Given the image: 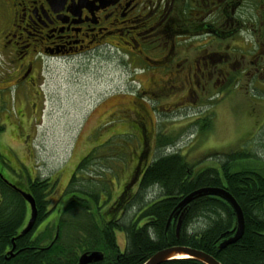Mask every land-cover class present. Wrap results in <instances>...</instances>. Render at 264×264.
Segmentation results:
<instances>
[{"label": "rangeland", "instance_id": "1", "mask_svg": "<svg viewBox=\"0 0 264 264\" xmlns=\"http://www.w3.org/2000/svg\"><path fill=\"white\" fill-rule=\"evenodd\" d=\"M263 40L262 33L245 31L226 36L223 43L211 37L196 39V44L208 42L206 49L217 53L209 81L185 87L175 81L180 87L173 84L163 90L167 75L157 67L143 71L142 63L126 50L50 60L44 67L42 103L35 113V95H17L10 86L13 82L3 81L7 61L0 53V118L5 125L0 133V172L22 188H27L28 174L51 176L57 181L50 204L55 208L61 195L63 202L67 200L65 188L81 159L109 139L114 142L112 151L121 150V155L110 150L111 157L98 161L96 170L88 172L105 177L104 172L112 169L114 197L141 165L173 151L197 161L196 169L219 167L221 158L212 156L216 152L237 151L238 164L262 166ZM19 108L25 109L23 116ZM206 116L211 117V127L201 130L195 122L199 118L203 123ZM108 149L99 151L107 155ZM246 151L260 159L244 157ZM202 224L204 220L192 228ZM117 238L125 247L123 231L117 230Z\"/></svg>", "mask_w": 264, "mask_h": 264}, {"label": "trees", "instance_id": "2", "mask_svg": "<svg viewBox=\"0 0 264 264\" xmlns=\"http://www.w3.org/2000/svg\"><path fill=\"white\" fill-rule=\"evenodd\" d=\"M195 123L201 130L208 129L211 117L206 116L201 124L198 118ZM4 129L0 118V133ZM112 144L113 139H109L81 159L65 188L67 200L63 202L62 195L58 199L61 206L54 208L50 205L51 197L57 192L55 179L27 175L26 190L35 198L37 218L32 229L25 234L21 232L31 217L30 205L14 183L0 172V264H79L80 255L87 251L104 254L103 259L87 264H143L156 251L171 245L204 250L222 264H264L262 161L259 167L241 165L238 164L239 151L216 152L212 156L221 158L219 167L196 169L198 162L190 161L182 152L160 154L137 170L125 183L122 192L114 197L112 169L104 172L105 177L88 172L96 170L98 161L111 157ZM105 146L110 147L107 155L99 151ZM120 151L112 152L120 156ZM243 156L260 159L250 151L244 152ZM113 158L116 157L112 156V161H116ZM203 186L225 187L244 213L242 236L222 249L217 247L218 242L226 233H233L237 222L232 206L222 197H197L181 215L167 224L179 200ZM53 212L56 213L52 216ZM202 220L204 224L192 228L195 222ZM117 230L125 234L123 248ZM161 264L206 263L183 257Z\"/></svg>", "mask_w": 264, "mask_h": 264}, {"label": "flooded vegetation", "instance_id": "3", "mask_svg": "<svg viewBox=\"0 0 264 264\" xmlns=\"http://www.w3.org/2000/svg\"><path fill=\"white\" fill-rule=\"evenodd\" d=\"M243 31L264 35V0H0L3 81L13 82L17 95H35V113L48 61L126 50L143 71L157 67L167 75L161 90L175 81L207 83L217 53L195 40L223 43Z\"/></svg>", "mask_w": 264, "mask_h": 264}, {"label": "water", "instance_id": "4", "mask_svg": "<svg viewBox=\"0 0 264 264\" xmlns=\"http://www.w3.org/2000/svg\"><path fill=\"white\" fill-rule=\"evenodd\" d=\"M24 196L25 200L29 202L32 210L31 218L28 222V224L25 226V228L22 230L21 234H25L28 231L32 229V227L35 224L36 218H37V207H36V201L33 195L29 192L24 191L21 188H18L16 185H14ZM202 195H218L222 197L224 200H226L233 208L236 219H237V227L235 232L230 234L227 237L222 238L218 244L217 247L219 249L225 248L227 245L237 241L243 234L244 228H245V221H244V213L243 210L234 197L232 193L222 186H203L200 188H197L191 192H189L187 195L183 196L177 205L174 207L172 212L170 213V216L168 218L167 224L169 225L170 222L176 218L178 215H181L183 209L195 198L200 197ZM180 228V221L177 226V230ZM12 253V252H10ZM183 257H192L197 260H200L206 264H222L216 257H214L212 254L197 249L190 246L185 245H171L168 247H165L163 249H160L156 251L154 254H152L144 264H161L163 262H166L170 259L174 258H183ZM104 258V254L101 251H90V252H84L79 257V264H87L94 261H99Z\"/></svg>", "mask_w": 264, "mask_h": 264}, {"label": "bare ground", "instance_id": "5", "mask_svg": "<svg viewBox=\"0 0 264 264\" xmlns=\"http://www.w3.org/2000/svg\"><path fill=\"white\" fill-rule=\"evenodd\" d=\"M187 194H188V193H187ZM187 194H186V195H187ZM232 195H233V194H232ZM184 196H185V195H184ZM216 196H218V195H216ZM219 197H220V196H219ZM236 227H237V222H236V226H235V228H234V230H233L232 232H235ZM230 233H231V232L226 233L225 235L222 236V238L229 236ZM222 238H221V239H222ZM221 239H220V240H221ZM144 263H145V262H144ZM144 263H143V264H144Z\"/></svg>", "mask_w": 264, "mask_h": 264}]
</instances>
